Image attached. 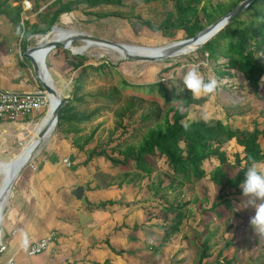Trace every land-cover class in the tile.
Returning a JSON list of instances; mask_svg holds the SVG:
<instances>
[{
  "label": "rangeland",
  "instance_id": "374dc122",
  "mask_svg": "<svg viewBox=\"0 0 264 264\" xmlns=\"http://www.w3.org/2000/svg\"><path fill=\"white\" fill-rule=\"evenodd\" d=\"M228 1L212 0V2ZM73 8L74 11L69 17L74 18L75 22L65 28L63 24V27L60 28L66 30H79L80 28L86 34L114 43H123L127 46L132 44L161 47L187 39L184 30L175 32L171 37H165L160 31L153 32L142 23L149 21L152 25L158 26L168 17L169 13H175L174 0H123L122 5H104L93 9L84 3L74 5ZM76 11L82 12L81 16ZM101 13L115 15L102 17L99 16ZM80 18L82 19L80 20ZM52 30L53 28H50L49 31ZM37 39L41 40L39 37ZM73 45L83 46L84 41L78 38L73 42ZM202 48L203 46L190 50L178 57L134 60L127 57L122 58L99 47H91L78 56L86 57L85 63L88 66L75 71L74 69L70 70L72 67L69 64L75 61L77 55L64 46L55 47L47 57L46 62L49 70L55 79L58 69L66 74L67 84L64 90L79 85L77 94L83 97V100L75 102L77 110L93 113L94 117L91 121L79 125L81 132L78 134L68 133V125L61 126L57 123L54 133L40 146L39 151L25 166L21 174L24 171L32 170V165L41 155L47 154L51 149L57 147L59 139H66L67 143L71 144L74 139L80 138V141L83 142L84 139L93 135L91 142L82 151L88 154L93 148L104 149L117 157H119L118 154L113 152L117 143L125 140L132 142L140 140L144 131L158 119L160 110L153 106L154 98H151L150 95L130 89L109 98L111 97L109 95L120 84L121 78L136 85L162 81L169 88L174 86L177 90H181L184 73L192 67H198L205 79H216L217 88L209 94L208 102L191 107L190 119L203 118L209 122L222 119L232 129L239 128L247 131H252L255 123L263 128L264 90L261 92V98H257L247 81L236 72H232L234 75L228 77H219L215 70L219 69V65H223L224 60H220L218 64L208 60L207 53ZM259 57L264 58V53H259ZM54 64L58 65V69ZM102 66L103 68H101ZM164 69H168V72H161ZM58 91L60 92L59 89ZM131 98L135 103L134 109L132 113L129 112L124 117V125L119 126L120 120L116 112L126 106ZM160 103L162 102L160 101ZM152 108L156 110V117L142 121V117ZM47 109L43 108L40 111L32 112L28 118L36 119L37 121L34 122L36 124L43 119ZM31 135L32 133L30 136L27 135L24 140L27 139L28 142ZM260 143L264 149V137H261ZM22 145H19L18 150ZM225 147L230 162L234 161L236 152L243 154V148L237 145L235 140L229 142ZM93 158H96L97 168L101 170L100 176L103 184H107V179L110 177H112L110 181L113 182L117 176L124 175V171L112 166L109 160L97 156ZM151 161L155 165L156 171L150 176V179L144 178L147 177L144 176L145 174L139 178L136 170L132 172V175L136 176L139 181L134 187L132 203L139 210H145L144 224H141L144 227L138 233L139 243L136 247V252H142V254L136 256L134 264H198L204 244H206L209 253L204 264H264V238L259 237L249 223L250 217L254 215V209L250 206L243 207V203L247 200L246 197L241 193H231L229 198H232L233 210L230 217H225L222 220L217 219L213 213L204 212V209L208 210L217 197L208 174L218 164V160L214 159L204 163L203 167L207 171L204 179L193 184L176 185L174 188L168 187L171 180L167 177L170 170L166 160L155 157ZM257 170L264 171V162L257 165ZM162 177L165 189L162 186L164 190L156 193L155 188ZM103 178L106 179V182L103 181ZM150 185H152L151 188ZM146 186L152 190L150 194L146 190ZM205 196L206 202L201 204V199ZM10 198L11 196L5 208L4 217L10 208ZM172 203L173 205H185L182 208L183 218L177 232L172 230L176 222L175 211L169 210ZM1 241L2 239H0Z\"/></svg>",
  "mask_w": 264,
  "mask_h": 264
},
{
  "label": "trees",
  "instance_id": "16d2710c",
  "mask_svg": "<svg viewBox=\"0 0 264 264\" xmlns=\"http://www.w3.org/2000/svg\"><path fill=\"white\" fill-rule=\"evenodd\" d=\"M35 1L34 9L37 10L40 7L39 1L47 2L48 0ZM174 1L175 13H169L168 17L158 26L152 25L149 21H143V25L153 32L160 31L165 37H171L175 32L184 30L187 39H189L234 10L244 0H229L228 2H212V0ZM84 3L93 9L104 5H122L123 0H55L50 6L51 10L42 15L46 24L45 27L39 29L38 26H35L33 32L36 34L47 33L62 13L71 12L74 10V5ZM5 4L10 10L11 7L8 3ZM12 11L11 19L20 26L22 8L15 7ZM109 15L115 14L101 13L99 16L107 17ZM24 36H28L27 31ZM202 50L207 53L208 60L216 64L220 60H224L223 65H219V69L215 70L219 77H228L234 75L232 72H236L247 81L253 94L257 98H261V92L264 90V58L259 57V53H264V0H254L221 32L209 40ZM78 56L75 57L74 62H71L74 70L81 66V69L88 66L85 63L86 57ZM161 72H168V69ZM71 89H74L73 95L65 98L67 103L60 111L58 125H68V133L78 134L81 132L79 125L91 121L94 116L93 113L77 110L75 102H81L83 97L77 94L79 85L73 86ZM127 89L148 94L154 98L152 104L160 110L158 119L144 131L140 140L134 142L125 140L117 143L113 152H116L119 157L109 154L107 150L93 148L88 152V159L85 163L95 156L103 157L109 160L112 166L124 171L123 176L125 178L131 176L134 170L137 171L140 178L143 177V174L150 177L156 171L151 159L155 157L164 158L170 170L167 174L171 180L168 187L174 188L176 185L193 184L204 179L207 175V171L203 167L204 163L216 159L218 164L213 167L208 175L217 197L208 210L204 209V212L213 213L220 220L230 217L233 204L229 195L235 192L241 193L239 185L248 166L252 163L257 166L264 162V149L260 143L261 137H264V127L260 128L258 123H255L254 129L247 131L239 128L232 129L222 119L213 122L203 118L190 119L191 107H197L208 102L209 94L192 97L189 90L182 91L183 88L177 90L174 86L169 88L162 81L136 85L121 78L120 84L109 95L111 96L109 98H113L116 94ZM133 99L131 98L126 106L121 107L116 112L120 120L119 126H123L124 117L129 112L132 113L135 106ZM155 112L156 110L152 108L142 117V121L156 117ZM92 136L87 137L83 142L80 141V138L74 139L75 146L80 150L84 149L91 142ZM233 140L243 148V154L236 152L234 161L230 162L225 146ZM163 184L162 177L155 188L156 193L165 189ZM204 202H206V196L201 199V204ZM109 203L113 204L114 202H102L98 207L104 208ZM184 206L182 204L173 205V203L170 205L169 210L175 211L176 218L173 232L179 231ZM138 227L136 225L135 228L138 229ZM166 234L169 235V233ZM108 245L111 247L109 243ZM112 249L118 255L123 254L122 251ZM208 257L209 253L206 244H204L198 264H204V260Z\"/></svg>",
  "mask_w": 264,
  "mask_h": 264
},
{
  "label": "crops",
  "instance_id": "0c3cea01",
  "mask_svg": "<svg viewBox=\"0 0 264 264\" xmlns=\"http://www.w3.org/2000/svg\"><path fill=\"white\" fill-rule=\"evenodd\" d=\"M24 1L0 0V93L45 90L38 61L34 57L36 71L25 52L40 42L33 31L35 26L39 29L45 27L42 15L51 10L55 0L39 1L37 10L34 9L35 0H29L32 4L30 10L24 7ZM5 3L11 7L10 10ZM15 7L22 8L20 26L11 19ZM73 11L62 13L54 26L63 27L64 24L65 28L72 25L75 20L69 15ZM69 30L83 32L80 28ZM26 31L27 37L24 36ZM45 64L50 80L63 98L71 97L73 89L64 90L66 74L54 64L58 69L55 79L47 62ZM69 65L72 70L73 66ZM36 121L28 116L18 121H0V161H11L20 153L27 142L24 138L30 136L31 126ZM67 142L59 139L58 146L41 155L32 165L33 169L24 171L14 184L10 208L0 233V239L6 246V251L0 252V264L10 257H13L14 264H134L136 256L142 254L136 252V247L138 233L144 227L141 224H144L145 210H139L132 203L138 178L132 174L126 178L119 175L113 182L110 177L108 183L103 184L96 158L85 163L88 154L77 148L74 140L71 144ZM19 145L22 147L18 150ZM66 158L72 162L71 167L63 162ZM144 178L150 179L149 176ZM77 187L84 189L82 199L75 195ZM146 190L149 194L152 191L149 187ZM108 201L114 203L98 207ZM53 230L57 239L50 247L41 254L29 255L27 247ZM108 243L123 254H116Z\"/></svg>",
  "mask_w": 264,
  "mask_h": 264
},
{
  "label": "bare ground",
  "instance_id": "6f19581e",
  "mask_svg": "<svg viewBox=\"0 0 264 264\" xmlns=\"http://www.w3.org/2000/svg\"><path fill=\"white\" fill-rule=\"evenodd\" d=\"M82 33L84 32L77 31V30H66V29L54 28V30L49 36H44V39H46L47 41L49 40L61 41L62 43L67 44L68 41L71 40V37H72L71 35H75V34L79 35ZM205 34L206 33L200 35L197 41H194L190 43L189 45H183L184 43L180 44L177 46V48H174V44L161 46V47H145V46L132 45V44H129L127 46L126 44L118 43L120 44L118 46V45H105V44L91 42L88 40L87 41L83 40L84 41L83 46L76 47L72 43L71 45L68 46V49L71 52L76 54V53H84L91 47H99L100 49H103L105 51L113 52L122 58L124 57L126 58L127 54H135V55L148 56V57H153L156 59H161L159 57L165 56L167 54L175 53L176 49L178 48L182 49V48L195 47L196 45H198L199 42H201ZM44 55L45 53L42 50L36 51L34 54V57L38 61L39 66H40L39 74L45 83H47L49 86L57 90L56 86L52 83V81L50 80V77L48 76L49 72L47 71V68H46V64H45L46 57L44 60ZM48 98H49V106H48L45 116L43 117V119H41L40 122H38L37 124H35V126H33V128L31 129L32 130L31 138L22 148L20 153L11 161H15V160H17V162L22 161L26 157V155L30 156L31 152H33L31 155V159H30L32 160L35 154L39 151L40 146L45 142L46 139H48L54 133L58 122L55 123L54 125H51V124H52L54 113H55V110L58 104V98L55 95L50 94V93L48 94ZM48 128H49V131L45 134L43 139L39 141L38 143H36V141L39 138V132L46 131V129ZM9 162H2V163H9ZM12 169L13 168L10 166L1 164V161H0V179H1L0 181V227L4 220V211L8 204L9 197L11 195V192H10L8 196H5L6 195L5 186L7 185L8 177ZM0 233H1V228H0Z\"/></svg>",
  "mask_w": 264,
  "mask_h": 264
},
{
  "label": "water",
  "instance_id": "95a60500",
  "mask_svg": "<svg viewBox=\"0 0 264 264\" xmlns=\"http://www.w3.org/2000/svg\"><path fill=\"white\" fill-rule=\"evenodd\" d=\"M253 1L254 0L242 1L234 10H232L231 12L226 14L224 17H222L221 19H219L218 21H216L215 23H213L209 27L205 28L203 31L198 33L195 37L174 43V48H177L178 45L183 44V43H184L183 45H189L190 43L197 41V39H199L200 35L206 33L204 35L203 39L201 40V42H199L198 45H196L195 47L182 48V49L178 48V49H176L175 53L167 54V55L159 57V58L165 59V58L178 57V56L185 54L186 52H188L190 50L197 49V48L204 46L209 40H211L219 32H221L230 22H232L233 19H235L238 15H240ZM71 36H72L71 40L68 41L67 44L62 43L61 41H56V40L47 41L46 39H42L37 45L30 46L27 49V51L25 52V57L32 62L34 69L37 71V67H36L35 62H34V54L36 51L42 50L45 53V55H44V60H45L46 55L51 51V49L53 47L64 46L65 48L68 49V46L71 45L76 39L79 38L78 36H80V39H82L84 41L88 40L91 42L105 44V45H118V46L120 45V44L114 43L110 40H107V39H104L101 37H97V36H93L90 34H86V33H82L79 35L75 34V35H71ZM73 54H75V53H73ZM81 54L82 53H76V55H81ZM126 57L128 59H134V60H157L156 58H153V57L141 56V55H135V54H127ZM41 82H42V85L48 94L49 93L53 94L58 98V104H57V107H56V110L54 113V117L52 120V124H51V125H54L55 123L58 122L60 111H61L62 107L67 103V100L65 98H63V96L61 95V93L58 90L52 88L47 83H45L43 80H41ZM50 128H51V126H50ZM48 131H49V128L46 129V131H40L39 132V138L36 141V143L41 141ZM32 153L33 152H31L30 156L26 155V157L22 161H19V162H17V160L11 161L9 163H2L1 162V164H5V165L13 168L11 170L9 177H8L7 185L5 186V188H6V195L5 196H8L9 193L12 191L13 186H14L18 176L21 174V172L25 168V166L29 163V160L31 159ZM83 194H84L83 187H77L75 190L76 197L78 199H82ZM0 228L2 230V226Z\"/></svg>",
  "mask_w": 264,
  "mask_h": 264
},
{
  "label": "clouds",
  "instance_id": "9594fccd",
  "mask_svg": "<svg viewBox=\"0 0 264 264\" xmlns=\"http://www.w3.org/2000/svg\"><path fill=\"white\" fill-rule=\"evenodd\" d=\"M182 84V91L189 90L192 97L211 94L217 88L216 79H205L198 67H192L184 73ZM239 186L241 194L247 198L243 207L254 209L249 223L254 232L264 238V171H258L256 164L252 163L244 172Z\"/></svg>",
  "mask_w": 264,
  "mask_h": 264
},
{
  "label": "built area",
  "instance_id": "2783aa9c",
  "mask_svg": "<svg viewBox=\"0 0 264 264\" xmlns=\"http://www.w3.org/2000/svg\"><path fill=\"white\" fill-rule=\"evenodd\" d=\"M24 7L28 10L32 9L31 2L25 0ZM54 28L60 27L55 26L53 27V30ZM52 31L43 34H36L35 36L40 37L42 40L44 39V36H49ZM48 106L49 98L46 90H39L34 93L2 92L0 93V121H18L29 116L32 112L40 111L43 108L47 109ZM63 162L67 167L72 166V162L68 158L64 159ZM56 239L57 233L53 230L46 237L30 244L27 247V252L31 256L41 254L46 251ZM4 251H6V246L3 244V241H1L0 252ZM4 264H14L13 257H10Z\"/></svg>",
  "mask_w": 264,
  "mask_h": 264
}]
</instances>
